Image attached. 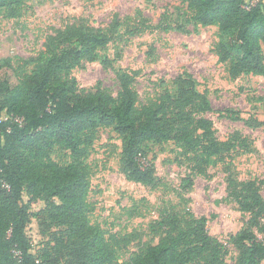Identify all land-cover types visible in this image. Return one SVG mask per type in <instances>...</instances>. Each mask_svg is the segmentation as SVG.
Returning a JSON list of instances; mask_svg holds the SVG:
<instances>
[{
	"label": "trees",
	"instance_id": "trees-1",
	"mask_svg": "<svg viewBox=\"0 0 264 264\" xmlns=\"http://www.w3.org/2000/svg\"><path fill=\"white\" fill-rule=\"evenodd\" d=\"M196 25L216 26L221 38L214 45L219 61L230 75L264 77V0H181ZM25 0H0V15H22ZM95 27L84 19L67 22L47 35L45 51L35 59L32 71L13 83L0 77V264H228V245L213 236L208 217L190 209L182 215L164 207L152 225L159 236L134 255L120 261V254L105 231L89 216L91 166L98 127H111L122 142L120 171L133 182L158 187L154 163L146 162L150 142H172L177 161L189 173L181 187L190 188L198 176L211 178L210 169L225 173L228 199L249 213L241 230L231 235L238 250L234 264H261L264 260L263 180H240L233 158L252 144L240 133L220 139L212 119L211 100L188 73L171 84L161 80L162 90L141 101L135 88L136 72H117L119 91L113 95L100 85L80 87L73 70L84 62L102 60L118 31ZM230 118L241 120L236 111ZM256 126L264 121L247 120ZM54 152L68 157L53 159ZM43 200L40 217L44 231L55 229L39 255L32 252L27 234L31 203Z\"/></svg>",
	"mask_w": 264,
	"mask_h": 264
},
{
	"label": "rangeland",
	"instance_id": "rangeland-1",
	"mask_svg": "<svg viewBox=\"0 0 264 264\" xmlns=\"http://www.w3.org/2000/svg\"><path fill=\"white\" fill-rule=\"evenodd\" d=\"M246 1L253 5L259 0ZM80 18L103 28L119 22L114 40L102 51L106 63L100 59L84 62L73 70L81 88L94 90L100 85L117 95V72L128 69L136 72L135 88L146 102L162 90L161 80L171 84L183 72L190 73L199 90L208 92L213 110L207 116L213 120L218 137L227 139L240 133L252 144L250 150H241L233 158L237 177L264 181V127L247 121L251 117L264 121V77L248 74L233 78L228 64L220 62L214 52L222 36L219 29L196 25L181 0H25L19 18L0 15V77L18 82L45 51L47 35ZM228 111H236L242 119L230 118ZM121 150L118 135L111 127L101 126L87 158L91 166L89 216L118 249L120 261L131 258L147 243L159 241L152 225L160 220L166 206L182 215L190 209L197 216H207L209 232L229 247L228 264L237 261L238 250L230 237L243 228L249 213L228 199L222 168H211V178L198 176L193 186L183 189L182 179L189 169L177 161L175 144L150 142L144 160L155 164L160 179L158 187L152 188L124 176ZM52 157L61 163L69 160L58 152ZM261 192L264 196V184ZM45 206L43 200L31 203L27 234L35 255L55 231H44L40 226L41 216L36 214Z\"/></svg>",
	"mask_w": 264,
	"mask_h": 264
}]
</instances>
